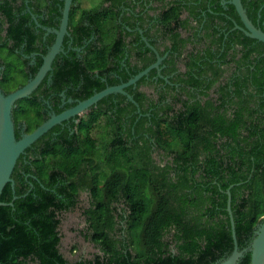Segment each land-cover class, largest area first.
Here are the masks:
<instances>
[{"label": "trees", "instance_id": "obj_1", "mask_svg": "<svg viewBox=\"0 0 264 264\" xmlns=\"http://www.w3.org/2000/svg\"><path fill=\"white\" fill-rule=\"evenodd\" d=\"M75 1L69 12L74 38L83 32L87 35L81 38L93 39L81 57L69 51L55 58L45 96L65 89L69 97L84 100L106 86L127 81L155 59L119 69L125 42L117 34L115 0L109 8L103 5L108 0ZM224 1L163 4L157 29L169 41L171 60L178 59L187 44L191 47L183 57L186 71L175 75L180 85L173 90L172 103L165 100L167 91L161 90L154 112L136 120L133 102L120 93L109 94L77 115L75 128H50L33 142V148H26L31 155L27 161L24 154L17 158L11 173L14 187L7 183L0 196L2 202L13 203L0 206V264H214L233 248L224 209L227 190L239 249L249 245V236L264 215V43L234 28V22L242 23L234 6ZM38 2L0 0L12 42L7 49L0 44L6 67L0 86L5 93L28 78L26 60L18 50L22 44L24 54L37 49L38 35L33 25H26L25 11L36 12ZM241 2L253 24L264 30V0ZM199 9L202 19L197 18ZM182 12L189 18L181 19ZM191 17L202 25H193V33L181 36L178 29L188 28ZM139 45L150 52L143 42ZM128 56L136 60V52ZM130 57L126 62H131ZM41 62L37 57L36 65L29 68L32 75ZM227 62L237 65L235 72L219 81L213 90L216 96L210 97L209 89L222 76L216 64ZM174 69L168 66L162 72L167 75ZM154 73L155 69L149 71ZM139 85H145V76L125 91L142 106L146 94L138 91ZM34 92L18 99L12 109L16 139L21 137L18 122L31 132L45 120L44 104ZM52 131L59 132L52 136ZM217 140L220 147L214 146ZM155 151L171 161L157 164ZM80 191L89 196L82 209L83 236L98 253L69 261L59 250L60 214L77 206ZM169 234L171 240L166 241ZM249 263L247 251L238 264Z\"/></svg>", "mask_w": 264, "mask_h": 264}, {"label": "flooded vegetation", "instance_id": "obj_2", "mask_svg": "<svg viewBox=\"0 0 264 264\" xmlns=\"http://www.w3.org/2000/svg\"><path fill=\"white\" fill-rule=\"evenodd\" d=\"M168 1H170V0H160V1H154V0H115V1H113L114 2L113 10L115 12H117V14H118L117 17H118V21H119V27H118L117 34L120 35V37H122L123 41L125 42V47H124L125 49L123 50V56L121 57V59L118 60L120 63L119 69L124 68V69L128 70V67H130L131 65H134L135 63H136V66L140 67L142 65V60L147 61V59H151L153 57L155 59L152 63H154L157 59L156 52L161 57V60L158 64V68H156V69L153 68V69H155V73L149 74V72H148V74L145 76V85H139L137 87L138 91L145 92L146 99H144L142 106L136 102V120H138L140 118V116H142V115L149 116L151 112H154L153 111L154 106H158L157 105L159 102L158 99L161 96V94L159 92L161 90L165 89L167 91V93H166L167 95H166L165 100L169 103H172L171 99L173 97V90H175V89L178 90L179 85H180L178 82H175V79H176L175 75L179 72H185L186 71L184 63H183V57L187 54L188 49L189 50L191 49L190 45L187 44L183 48V50L181 52V56H179L178 59L171 60L172 55H171V49H170L169 41L166 39L163 40L162 39L163 36L161 35V31L157 29L158 28L157 27L158 26L157 25L158 24L157 23V16L163 7V4L168 2ZM38 3H39V6H38L36 12H32V10H30V9H27V11H25L26 13H29L28 14L29 19L26 21V25H33V27L35 28L34 32L38 35L37 40H36V48L37 49L32 51L30 54H24L22 51L23 50V44H22L20 49L18 50L23 54V59L26 60V64L23 66V68H25V71L28 73V78L35 75V74L32 75V73L29 72V68L36 65V58L39 57V58H41V60H43V56L46 55L50 46L54 42L55 33H53L52 30H54V29L58 30L59 29L60 24H61L63 6H64V0H39ZM73 5L74 6L77 5V2L75 0L71 1L69 12H70V9ZM103 5L107 8H109L112 5V1L111 0L104 1ZM199 11H201V12H199V14H197V18L202 19V16L204 13L202 12L201 9H199ZM22 14H25V13H22ZM179 17L181 19H187V18H189V14L187 12H182L179 15ZM0 18H2L1 14H0ZM2 19L4 20V23L2 24L3 28L0 30V36H1L0 44H5L6 49H7V48H10L12 42H11V39H9L7 28H6L8 20L5 18H2ZM189 21L190 22H188V28L178 29V31H180V33H181V36H188L190 34V32L193 33L194 29L191 28L193 25H197L199 27L202 25V23H200L198 25L196 20L194 19V17H191L189 19ZM72 32H73V35H72ZM74 32L75 31L71 27H69V15H68L67 33H65V35L63 36L60 50L57 53V55L54 57L53 61L55 60V58L57 56L62 55V57H63L65 55H67V53L69 51H75L77 57H81L80 54H81L83 48L88 44V42L92 41L93 36L90 37L88 40H84L81 37H83L84 35H87V34L82 32V34L80 35L81 37L79 35H77L76 39H75L74 38V35H75ZM136 32L138 33V37L135 34ZM135 36H136V38H135ZM144 39H146V41ZM75 41L81 42L82 45L78 46V47L75 46L74 45ZM141 42H143L144 46H146V47H148L147 43H149L154 48V50L150 49V47H148L150 52L146 51L144 47L139 45V43H141ZM142 50L143 51L145 50V51L142 53ZM135 52H136V60H134L133 56L132 57L128 56L129 54H135ZM119 55H121V54H119ZM129 57L131 59V62L128 63V62H126V59H129ZM53 61L51 63V67H52ZM151 64H149V65H151ZM216 65L220 66L222 76H220L219 80L217 82H215L213 84V86L209 89V96L210 97L216 96V94L213 92V90L215 89V87H218L219 81L225 80L228 75L235 72V69L237 67V65L233 62L220 63V64H216ZM168 66H170V67L174 66L175 69L173 71H170L167 75H165L162 71L165 70ZM240 67H242V66H240ZM5 68L6 67H5L4 61L0 58V79L2 78V73L5 70ZM51 70L52 69H50L46 73V75L43 77V79L41 80L39 85L34 90L35 92L33 91L34 96H37L39 99H42V103L44 104L45 120H47L51 115L59 114L62 111L67 110V109L73 107L74 105H76L78 101H81V100H78L76 98L69 97L66 94L65 89L59 91L56 94H50L49 96L44 95L45 90L50 86L52 74L49 72ZM47 74H48V76H47ZM46 76H47V78H46ZM201 76H204V74H201ZM143 77H141V78H143ZM28 78L26 79V81L28 80ZM161 79H163L164 82L159 81ZM26 81L23 84H20L18 87L24 85L26 83ZM164 83L168 84V87L164 86ZM18 87H16L15 89H17ZM0 88H1V86H0ZM147 88L151 89L150 93L147 92ZM1 90H2V88H1ZM3 93L7 94V93H5V91H3ZM182 96L184 97V94H182ZM198 97L202 98L203 100L206 98L202 95H198ZM103 106L106 107L107 103L103 104ZM179 106H180V104L174 105L175 108H178ZM56 108L59 110H57ZM88 109L83 111L80 114H77V115L82 116L83 114L87 113ZM220 112L223 113L224 111L220 110ZM225 112H226V114H230V110H225ZM169 113L171 114L172 111H170ZM159 114H161V112H159ZM77 115L71 116L68 119L63 120L60 123H58L52 127H58V125H59V127L56 129L71 130L72 128H75V127H72V123L78 122ZM16 128L18 129L20 136L24 133H29L26 131L25 125L22 124L21 122H18L16 124ZM58 132L59 131H52L51 135L53 136V135L57 134ZM220 143H221V141H219V140L214 141V144H215L214 146L220 147V145H221ZM29 147L33 148L34 147L33 143ZM28 153H29V150L26 151V149H25L20 154V155L24 154L23 161H27V159L31 156V155H28ZM154 153H158L159 158L168 159V162L171 161V157L164 156L162 151H155V152H153V154ZM226 192L230 193L229 190H227ZM84 193L87 194V192H85V191L79 192L78 197H77V199L79 201L82 198L81 197L82 194H84ZM88 199H89V196L87 194L86 205L88 204V201H89ZM230 199H231V193H230ZM230 202H231V200H230ZM227 204H228V196H227V201H226V208H224V209L227 211L228 216H229ZM230 210H231V206H230ZM118 211H121V208H118ZM262 217H261V222L263 221ZM204 219H205V217L203 218V220ZM121 222L122 221L119 220L117 225L118 226L121 225L120 224ZM261 222L256 225L254 231L252 232V234H250L249 245L253 241L254 232L256 231L258 226L261 224ZM84 224H85L84 229L81 231L82 234L84 233V230L86 227L85 222H84ZM122 226L125 227L123 224H122ZM170 234H169V236L166 235L164 237V239L166 241L171 240ZM117 236H119V235H117ZM85 240H87L88 242H91L88 238H85ZM170 246H171V250L175 251L174 245L171 244ZM248 246H246L244 248H247ZM244 248H242L240 250H243Z\"/></svg>", "mask_w": 264, "mask_h": 264}, {"label": "water", "instance_id": "obj_3", "mask_svg": "<svg viewBox=\"0 0 264 264\" xmlns=\"http://www.w3.org/2000/svg\"><path fill=\"white\" fill-rule=\"evenodd\" d=\"M71 1L72 0H64L60 27L58 30H52V32L55 33V40L50 46L46 55L43 56L42 63L35 75L29 77L24 85L7 94H4L0 88V196L3 188L7 183H9L12 188L14 187V180L11 177V173L19 155L43 133H45L48 129L60 123L61 121L66 120L71 116L82 113L90 106L96 104L100 99L112 93L123 94L126 96V99L130 100L136 105V102L134 101L132 96L125 91V88L134 85L141 77L146 76L151 69L158 68V64L161 60V57L155 51L157 55L156 61L135 74L133 77L129 78L127 81L119 83L117 85L106 86L105 88L98 92H95L88 98L78 101L77 104L73 107L62 111L59 114L51 115L47 120L42 122L31 132L24 133L19 139H16L14 123L12 120V109L18 99L29 96L36 89L46 73L51 69V63L60 50L63 36L65 35V33H67L68 15ZM225 3H231L234 6L235 11L242 23V25H238L236 22H234V28L242 31L244 35L264 43V30L254 25L253 22L249 19L241 0H227L225 1ZM144 40L146 41V39ZM147 45L148 47H150V49L154 50V48L149 43H147ZM227 194V208L229 212L233 249L227 257L218 262H215L214 264H238L239 259L244 251L250 252L249 264H264V216L262 217L263 221L254 232V239L251 244L247 248L240 250L234 230L232 212L230 210V193L227 192ZM14 198H16L15 195H13L12 199ZM12 204V201L2 202L0 200V206Z\"/></svg>", "mask_w": 264, "mask_h": 264}, {"label": "rangeland", "instance_id": "obj_4", "mask_svg": "<svg viewBox=\"0 0 264 264\" xmlns=\"http://www.w3.org/2000/svg\"><path fill=\"white\" fill-rule=\"evenodd\" d=\"M147 92L150 93L151 89L147 88ZM153 159L160 165L168 162V159L159 158L158 153L153 154ZM81 197L75 208L60 214L59 231L61 241L59 250L69 261L90 259L98 253L96 246L85 240L81 232L85 226L82 209L86 206L87 194L84 193Z\"/></svg>", "mask_w": 264, "mask_h": 264}]
</instances>
